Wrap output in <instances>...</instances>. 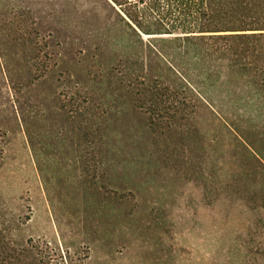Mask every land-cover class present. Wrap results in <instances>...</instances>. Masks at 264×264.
<instances>
[{
  "label": "rangeland",
  "instance_id": "1",
  "mask_svg": "<svg viewBox=\"0 0 264 264\" xmlns=\"http://www.w3.org/2000/svg\"><path fill=\"white\" fill-rule=\"evenodd\" d=\"M93 7L0 0V27L38 28L46 63L69 71L50 79L14 55L11 81L0 69V232L27 264H264V105L229 94L216 109L230 126L197 108L151 126L84 57L106 26Z\"/></svg>",
  "mask_w": 264,
  "mask_h": 264
},
{
  "label": "trees",
  "instance_id": "2",
  "mask_svg": "<svg viewBox=\"0 0 264 264\" xmlns=\"http://www.w3.org/2000/svg\"><path fill=\"white\" fill-rule=\"evenodd\" d=\"M101 1L102 12L96 5L92 12L95 23H106L96 36L102 40L87 47L84 57L94 62L95 73H104L118 91H127L137 109L145 108L151 126L156 121L173 126L189 120L188 111L194 108L227 125L230 118L216 108L231 102L229 94L244 104L264 105V0ZM12 21L0 27V69L8 80L12 78L8 57L13 55L24 61L31 56L22 66L28 72L45 73L50 79L69 73L60 69L65 57L46 63L43 41L32 34L43 32L25 22L16 27ZM144 36L152 40L145 41ZM105 53L110 61L101 64L108 57ZM226 85L234 86L232 93L221 91ZM58 98L65 101L54 100ZM22 123L28 125L23 117ZM15 245L0 232V264H27L30 251ZM33 264H40L35 257Z\"/></svg>",
  "mask_w": 264,
  "mask_h": 264
}]
</instances>
